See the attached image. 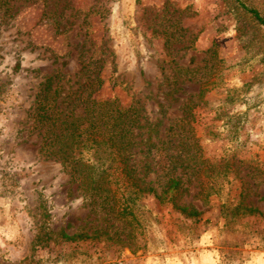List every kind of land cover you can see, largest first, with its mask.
Here are the masks:
<instances>
[{"label":"rangeland","instance_id":"1","mask_svg":"<svg viewBox=\"0 0 264 264\" xmlns=\"http://www.w3.org/2000/svg\"><path fill=\"white\" fill-rule=\"evenodd\" d=\"M242 1L264 16V0ZM10 3L0 8V264H264V26L235 0ZM50 74L63 107L88 90L134 106L138 183L159 189L174 166L176 204L199 214L144 193L131 240L113 219L98 236L106 223L78 183L38 152L32 104ZM80 230L91 237L62 234Z\"/></svg>","mask_w":264,"mask_h":264},{"label":"trees","instance_id":"2","mask_svg":"<svg viewBox=\"0 0 264 264\" xmlns=\"http://www.w3.org/2000/svg\"><path fill=\"white\" fill-rule=\"evenodd\" d=\"M235 1L257 23L264 26V16L256 8L246 5L242 0ZM11 7L10 0H0V8L4 14ZM54 79L55 75L46 76L33 99L31 126L38 129L40 135L38 152L57 159L70 180L78 183L77 187L89 209L96 210L99 218L106 223L94 229L98 236L106 232L107 227L113 226V221H118L119 230L128 232L126 237L131 240L135 234V226L139 223L137 209L144 193L151 194L159 203H171L186 216L199 214L194 208L188 209L176 204L175 199L183 189V181L174 166L171 173L164 177L159 189L138 183L134 156L140 143L137 139L140 123L134 106L123 105L116 97H92L91 90H88L83 94L72 93V104L63 107L60 86L52 85ZM96 81L100 82L96 78L92 82ZM167 141L164 139L162 142ZM149 145L146 151L154 155V143ZM173 157V154L168 153V157L163 158L172 162L170 158ZM196 170H200V164ZM112 178L118 180L117 182L120 180L119 187H110ZM117 193L118 197H115ZM240 205L238 199L235 203L236 209ZM241 208L243 213L258 211L244 204ZM259 214L264 216V212ZM110 219L113 221L108 226ZM118 226H115L117 230ZM62 234L70 240L91 237V234L81 230L71 235L64 232Z\"/></svg>","mask_w":264,"mask_h":264}]
</instances>
